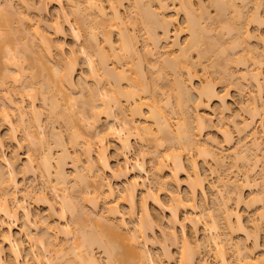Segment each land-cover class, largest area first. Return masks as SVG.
<instances>
[{
  "label": "bare ground",
  "instance_id": "obj_1",
  "mask_svg": "<svg viewBox=\"0 0 264 264\" xmlns=\"http://www.w3.org/2000/svg\"><path fill=\"white\" fill-rule=\"evenodd\" d=\"M6 1V0H5ZM20 5L22 7H25L31 11H33V16L34 19L37 23V25L35 24L34 26H32L31 28L29 26H27L25 23V25L30 28L28 29L23 22L24 21H28L29 20V16L26 15L27 17H23L25 14L22 13L21 18L23 19V21L21 22V18L20 20H15L14 18L17 16V14L15 15L14 12L12 13L11 11L14 8L11 3V1L7 0L6 4L4 2V5L2 6L0 3V87H3V82L6 81L7 79L9 80L11 77V80H15L11 81V83L16 84L18 83V85L16 84L15 87H22L21 85L24 86V89L22 87V90H28L30 92L31 90V94L26 95L32 100L31 104L29 106H24L25 104L24 101L22 100V98L20 100L22 101H14L13 99H8L7 104L5 103V105H7V108H4V106H1L0 108H4L1 109L0 111V125H6L8 128V133L6 134V136H2L0 134V151L2 149H4L5 146H9L12 147L14 149H16L15 151L11 152V154L9 156H7L6 154H0V264H23L20 262V252L19 249L17 247V244L15 243L12 233H11V227L6 223V221H12L14 219H16V216L18 215V213H22L23 214V218L25 221V230H26V234L25 237L27 238L28 242H30L31 244H33L35 241V237L36 235H33V228L36 227L38 224H43V234H40V237L37 238V242L39 246H42L41 249L42 251L44 250L43 253L41 254H32V260L35 264H101L99 263L100 260L98 258H96V255H94L93 253V248L97 247L99 249H101V251H103L104 255H106V264H158L156 262V260L153 258V256L149 253V249H148V244L149 242H154L153 238H152V232L154 231V228L156 227V223L158 221L157 217L151 212V210L149 209L148 203H147V197H149L147 195H145L143 200V197L141 199V217H140V222L139 224H137L136 228H133L134 230H130L132 228H130L128 225V223L126 222L125 218H124V214L119 210V208H117V206L115 204L106 202L103 206H104V210L102 212H99L98 215H94L96 220L95 222H100V229L99 231L95 230L97 228L93 227V229H91L92 225H87L85 223L88 222V220H90L91 218L85 217L86 212L80 208V205L78 206L76 204L77 200V196H74L73 199L71 197V194L78 192V186L81 184L83 187V184H87V187L90 188L89 185H91L92 188H94V192L92 193V191L90 192L88 190V192L92 193V196L89 195V198L85 199L86 194L88 193L86 191V194L84 195H80L83 194L82 190L79 193L78 198L81 199L83 198L84 202L88 201V202H93V206H94V210L95 207L98 208L97 205H99V201L101 199H106V198H111L115 196V190L111 184V181L109 180V178L112 179H121L122 177H129L127 182L128 185L124 188V194H123V201H126V204L129 206V214L131 215V217H133L136 213V191L138 189H140L141 187H143L144 184V180L145 178H142L143 175L146 176V178L150 179L149 174L150 172L147 171L146 167H145V161H144V157L148 154L146 152L148 151H143L141 149V144L140 142L144 143V141H149V143H153V144H158V145H162V143H170L174 142L177 145L173 146V147H178L180 149V151L182 149H184L185 151H195V153H197V156H201V157H209V158H214L215 160L217 159V156H215L212 152V150H210V148L208 149V145L206 144H200L201 142L198 141L200 139L199 138V134L202 135L203 133V129L206 123H208V121L211 122L212 118H208L206 117L205 114H201L200 112H198V108H200L203 105H206L208 107V105L213 102V101H218L219 103L225 104V97L223 95H221L218 90H216L215 85H212L211 82H206L207 80H205V84L203 82V84H199L200 87L195 84L196 82H193V78L195 79L196 77V72L193 71L194 67L198 65V63H200L198 61V63H195L192 61L193 58H191V52L192 51H197V53L203 57L204 52L207 51V53H213V57H215V63L213 67H216L215 64H217V67L219 65L220 66V73L225 74V78H239L240 77L245 81L250 78L249 80L250 83L253 82L255 86V88H257V95H259L260 93L263 92V88H264V69H263V63L260 60H257L260 56L258 54L259 50H255V47H248V49L246 48V45H241V43L239 42L240 40L243 41V44L245 43L246 40L248 39H252L254 38V34L253 32L250 31V29L248 28L250 25L249 24H253L251 22L258 23V26L260 24L263 25V20H261V18L259 19L258 17V10L259 8L261 9V6L264 5V0H210L211 3L213 5H216V9L217 7L220 8L221 12L219 11V8L217 9L219 11V13L222 15H224V17L222 18L224 20L225 15H229V18L226 17L225 18V23H226V19L228 18L230 20V18H232L231 20H233L231 23L224 24V27L227 25V29L226 32L229 34H231L232 37H234L232 39V43L230 48H224V50L227 49L228 53L229 50L231 51L232 49H234V47L237 45V48H243V49H247V55L249 57V59L254 60L252 61L256 68H254L255 70L253 71L252 69L250 70L248 67H246L247 65V55L245 54V50H243L244 52V59L247 61L246 65L244 62V59H242L241 57H243L241 55L240 58H238V60L234 59L235 64H239L240 61L243 62V64L245 65V72L243 70V74H240L241 76H237L235 74L231 73H226L228 70L227 67L228 65H230V63H234L233 61L229 62V58H228V54L227 52H224V50L222 49L221 44L216 46V42H213L212 39L210 41V39L208 41H204L205 38L203 33L205 32L206 35H208L206 32L207 30L203 31L201 24L199 25L198 21L196 20V18L193 16V5L192 2L190 0H181V3L179 4V11L181 8V11H184L183 14H185V23H187L186 25V30L189 31V39L186 43V45H181V42H179L178 40V36H179V31L181 32L182 29H178V31L175 32L172 30H170V25L171 23H173L171 20V18L169 19L170 16H168L166 14V8H168L167 6H165L164 4H160L159 0H156V2H159V6L160 10L159 12H156L154 10H150L152 7V0H150L151 4L144 0H134L132 1L134 7L136 8V12H135V16H138L137 18H135V24L137 23L136 21L138 19H140L139 21L141 23V27L142 29H144L143 31H145V35L148 37L147 41L152 44V46L154 47V50L156 49V51L160 50L159 48V43L161 41H169L174 35L173 39H172V43H169V45L172 46V48H177V52H175L174 55L172 53V51L170 52V55L167 54V49L166 51L164 50V53L166 52V55H160L162 52L158 51V52H152V49L149 50V48L147 49V52L145 53V56H150L153 57L154 60L159 61V64L161 63V68H159V72L154 69V72H152V75L155 74V81H161V77H163L165 74L169 73L174 75L173 77L175 79H173L174 84V88H175V102H176V107H175V112L176 110H178V112L180 113L179 115H181L180 119L181 121H177L175 128L173 129V127L171 126L170 122L168 121V118L166 115H164L161 111L159 112V110L157 111V108L154 105H151L150 102H148L149 99H153L156 98V94L158 92L157 87L155 86L154 90L151 89V87L149 86V84L147 83V75L144 73L143 68L139 65L138 62H141V56L139 55L140 50L137 47V42L138 39H136V35L135 33H131V32H135L133 30L134 29V25L132 26V30H127L129 26V24H126V20L123 18L122 14H120L121 12L119 11V7H121L124 3V1L127 0H106V2H108V8H109V13L106 12L105 7L101 4V3H97V1L95 0H86L84 3L80 2V0H65V2H67L69 5H71V11L73 13V15H75V22L76 25L73 24V21L71 22L69 19V15L66 12H63V8L62 3L64 0H39L38 2H36L35 0H18ZM84 1V0H83ZM155 1V0H153ZM164 3V1H162ZM80 3L84 4V8L85 10L91 14H93V12L95 14V22H97L96 24H94L95 22L93 21L94 17L91 16L90 18H92V22L94 23H89L87 20L89 19L86 15L88 14L86 11H83L85 13H82V10L80 9L82 6V4L80 5ZM154 3V2H153ZM50 4H54L60 7L62 15L60 13V16H63V21H61V19L57 18V20L52 21V23L50 24H46L47 22H44L45 20L43 19V15L48 13V7ZM86 4V6H85ZM150 5V6H149ZM153 5V4H152ZM164 5V6H163ZM249 5H254L255 11L257 13H255V15L251 16L250 20L249 17L247 18V16H249L246 12L244 14L243 8H247ZM9 7V8H6ZM6 11H3V8ZM11 7V8H10ZM133 7V9H135ZM57 8V7H56ZM11 11H9V10ZM263 9V7H262ZM63 10V11H62ZM168 10V9H167ZM249 10V9H248ZM254 10V9H253ZM257 10V11H256ZM60 11V10H59ZM193 11V12H192ZM226 11H231V14L228 12L227 14L225 13ZM243 11V12H242ZM246 11V10H245ZM260 11V10H259ZM11 13V15L9 13ZM253 12V13H254ZM180 13V12H179ZM177 13V14H179ZM12 14L14 18H12ZM24 14V15H23ZM27 14V13H26ZM88 14V15H89ZM260 15V14H259ZM233 16V17H232ZM261 17V16H260ZM87 18V19H86ZM96 18H99L98 20H96ZM59 19V20H58ZM15 20V22H14ZM90 20V19H89ZM230 20V21H231ZM228 21V20H227ZM237 21V23H235ZM229 22V21H228ZM239 23V24H238ZM40 24L43 25V28L40 27ZM239 26H238V25ZM128 25V26H127ZM249 25V26H248ZM136 28V27H135ZM97 29H99L100 33L97 32ZM130 29V28H129ZM160 31L161 34L157 33V31ZM30 30V31H29ZM31 32V34L29 33ZM84 36H86L85 34H87L88 36L87 39L84 40V42H86V44H88L87 47H85L86 49L88 48L90 51L87 52L86 49L83 48V50L77 52V50L75 49H71L70 50V56L66 57L65 53H64V44H65V37L67 35H71L72 38L75 41H79L80 39H82L81 37L85 38ZM118 33L115 34L117 40L113 39V34L114 33ZM177 33V34H176ZM208 33H210V31L208 30ZM32 36L31 39L29 37ZM102 36H101V35ZM135 36H134V35ZM178 35V36H177ZM205 35V36H206ZM99 36L100 38H102V41H99ZM229 36V35H228ZM257 38V37H256ZM149 39V40H148ZM87 40V41H86ZM117 41V42H116ZM210 41V43H209ZM217 41V40H214ZM231 41V40H230ZM250 41V40H249ZM248 42H246V44L248 45ZM207 42V44L205 43ZM117 43V44H115ZM206 46H204L205 44ZM209 43V44H208ZM213 43V44H211ZM240 43V44H239ZM85 44V45H86ZM202 45L204 46V48L202 47ZM232 45H235L234 47H232ZM161 46V45H160ZM239 46V47H238ZM151 47V46H150ZM162 47V46H161ZM164 47V46H163ZM166 47V46H165ZM218 47H220L221 49H217ZM203 48V49H202ZM252 48V49H251ZM164 49V48H163ZM203 50V52L201 51L202 55L200 54V50ZM153 50V51H154ZM173 50V49H172ZM220 50V51H219ZM170 51V50H169ZM209 51V52H208ZM219 51V53H218ZM150 53V54H149ZM160 53V54H158ZM173 55H172V54ZM178 53V54H177ZM157 54V56H156ZM206 54V53H205ZM225 54L227 55V58L225 56ZM172 55V57H171ZM198 55V58L200 57ZM83 58V61H85V63H87L89 76L90 79H92L93 83H92V87L88 86L85 80L83 79V75L81 76V73L78 74L79 71V59ZM156 59H155V58ZM200 57V58H201ZM96 58V60L94 59ZM115 60V63L118 64V66L116 67H110L108 64V60L110 61V59ZM137 60V62H136ZM221 60H223L221 62ZM117 61V62H116ZM135 61V62H134ZM220 61V62H219ZM260 61V62H258ZM250 62V61H249ZM158 63V62H156ZM153 64V66H155V64ZM231 63V64H232ZM157 64V66L159 65ZM225 64V65H224ZM200 65V64H199ZM227 65V66H226ZM241 65V63H240ZM152 67L151 68H156ZM224 66H226L224 68ZM231 66V65H230ZM229 66V69H230ZM160 67V66H159ZM224 68V70L222 69ZM247 68L249 70H247ZM29 70V71H27ZM158 70V69H157ZM162 70V71H161ZM28 73V80L26 78V72ZM161 71V72H160ZM225 71V72H222ZM12 72V74H11ZM15 72V73H14ZM230 72V70L228 71ZM19 73V74H18ZM242 73V72H241ZM14 74H17L18 76L20 74L23 75V77H25V80L23 78V80L26 83V80H28V82L25 84L24 81H22V83L20 82L19 85V81H21L19 78H15ZM11 75V76H10ZM20 75V76H22ZM229 75V76H228ZM231 75V77H230ZM44 76V78L46 79H42V77ZM78 76V78L80 79L79 81L82 83H78L79 86L82 85L83 88L81 87H77L78 84L76 82V77ZM92 76V78H91ZM194 76V77H193ZM220 76H223L220 74ZM223 76V77H224ZM234 76V77H233ZM222 77V78H223ZM13 78V79H12ZM42 79V81H41ZM159 79V80H158ZM236 80V79H235ZM238 80V81H239ZM241 80V81H243ZM247 80V81H249ZM90 82V80H89ZM122 82H126V86L123 87V83ZM156 83V82H155ZM85 86H84V85ZM94 84V85H93ZM159 84V82H158ZM252 84V83H251ZM12 85V86H13ZM27 87H26V86ZM37 85V89L38 93H40L39 95L41 96L40 100L43 103V105L45 106V108L47 110L43 109L45 111H48L50 117H51V123L53 121H58L61 120L62 121H71V116L70 114H72L74 116V111L73 109L70 110L71 108L69 107H77L76 106V100H78V98L80 99V101H86L85 104H83V102L79 101V103H81V108H79L78 114L80 113V122L82 124H84V126L87 128V130H89L88 132L91 133V139L89 140H93L95 143V145H97L96 149L94 150L93 147V143L91 141H89L87 138V140L85 139L84 144L82 146L85 147L81 148L84 149V153H85V159L84 161H86V166H82L81 169H83V173H81V171H79L77 164H79L80 159L79 157L77 158L76 156H79V151H76L81 144H78L80 141L77 137L78 134H74L72 131H76L75 129H72L73 126H68V131L70 129V141H69V147H73L75 149L74 152H77L75 155L76 160L73 161V166H74V170H75V174L73 176V178L75 180V184H71V187H68V185L70 186V179L69 174H67L68 172L65 170V162L67 161L65 158L71 156V152H69V147H67L68 144H65L66 142L62 140L63 137H61L60 140V134L56 137L55 135V129L54 127L52 128V132L53 134H49V136L51 135L52 138H54L53 136H55V140H53V144L58 142L57 146H60V150H61V154L59 153L57 159L54 158L55 161L54 165H52L53 162H51L52 160V150L53 148H51L53 145L52 143H49V141H47V136L45 133V126H47L44 124V121H41V112L42 110H40L39 108H37L38 106H36L35 101L39 98L38 97V93L36 92L37 90H34V87ZM40 85V86H39ZM91 85V82H90ZM157 85V84H155ZM17 87V88H18ZM88 87V90H86V88ZM92 89H90V88ZM14 88V86H13ZM12 88V89H13ZM27 88V89H25ZM39 88V89H38ZM16 89V88H14ZM79 89H83L85 90V92H80L77 90ZM89 89L91 90L90 93L88 92ZM9 90V89H8ZM34 91V92H32ZM40 91V92H39ZM9 92V91H8ZM26 92V91H25ZM34 93V94H33ZM55 93H58V96L60 95V97L58 98H62L64 100V102L69 101L71 102L68 103L66 105V107L64 108H69L65 111L63 108V104L61 106L59 99L56 98ZM83 93V94H82ZM84 93H88V96L90 97L89 99H81L82 97L80 96L81 94L84 95ZM151 93V94H150ZM33 94V95H32ZM78 94V95H76ZM91 94V95H90ZM150 94V95H149ZM87 95V94H86ZM261 95V94H260ZM77 98V99H75ZM87 96V97H88ZM262 96V95H261ZM38 97V98H37ZM37 98V99H36ZM260 98V96H259ZM24 99V98H23ZM67 99V100H66ZM255 98H253V102L251 99V104L253 107L249 108L250 110H247L250 115L252 114V111L256 110L257 108L261 107V106H257L256 102L260 101L258 99L254 101ZM75 100V102H73ZM261 100V98H260ZM59 101V102H58ZM30 102V101H29ZM73 102V103H72ZM156 102V100H155ZM194 102L195 105V110L197 111L194 115L193 112V107L190 106L189 103ZM76 103V104H75ZM159 103V102H157ZM262 103V102H261ZM73 104V105H72ZM127 105L126 108L124 105ZM249 103V105H251ZM38 105V104H37ZM71 105V106H70ZM78 105V104H77ZM83 105V106H82ZM147 106V113L145 114L142 110L143 106ZM223 105V106H225ZM248 105V106H249ZM222 106V107H223ZM63 110H61V108ZM191 107V108H190ZM250 107V106H249ZM29 111H28V109ZM83 108V109H82ZM254 108V109H253ZM264 108V107H263ZM8 109L10 110H15L16 111V116H17V124H18V128L21 130H23V136L24 138H22V140H26V142L28 143L29 146V150L30 152L33 150L32 149H36L37 150V146L39 145L40 150L41 151V155L42 157L38 160H40V162L38 163L39 168L42 170V173L44 172L45 174V178L47 177V179H45V181H47L45 184V187L42 188V190L40 189L39 191H37L38 193V197L36 195H34L36 198H34V200L36 199V201H40V202H44L47 207H48V215L47 218L42 222L40 220L37 219H32V215L29 212V210L27 209V207H25V205H23L24 201L21 203L19 201V199L17 198V193L19 191V183L18 181L15 179L14 177V173H15V167L17 165V163H19V157L17 156V149L19 147H21V143L18 140L19 136L16 135L17 133V128L14 125L15 122L13 123L11 120V117L9 115ZM80 109H82V111H80ZM190 109H192V114L189 112ZM225 111L228 109L227 106H225V108L223 107V111ZM262 109V107H261ZM9 110V111H10ZM69 110V111H68ZM263 110V109H262ZM68 111V112H67ZM260 111V110H258ZM67 112V113H66ZM195 112V111H194ZM69 113V114H68ZM200 113V114H199ZM256 113V111H255ZM254 113V114H255ZM75 114H77L75 112ZM148 114V115H147ZM205 115V116H204ZM253 115V114H252ZM251 115V121H253V119L255 120L254 116ZM256 115H258V112L256 113ZM48 116V117H49ZM136 116H139L140 121L144 123V125H142V123H137L135 120ZM10 117V118H9ZM47 117V118H48ZM55 119V120H54ZM58 119V120H57ZM105 119L106 122H108V125H106V128H103V130L100 128V125L102 124L101 122ZM194 122L195 128L193 127L194 125L190 124L191 121ZM49 120V118H48ZM53 120V121H52ZM152 122V126L150 123V126L147 125L146 122L148 121ZM46 121V120H45ZM48 122V125L51 124ZM56 123V122H55ZM73 123V120L72 122ZM54 124V122H53ZM67 124V122H66ZM20 125V127H19ZM73 125V124H72ZM193 127L196 132V134H193L194 131ZM209 125V126H208ZM206 125L208 127H211L210 124ZM249 122L247 120L242 121V126L248 127ZM102 126V125H101ZM152 126V127H151ZM71 127V128H70ZM153 127H155V129H153ZM197 128V129H196ZM54 129V131H53ZM101 129V130H99ZM197 130L199 131L197 134ZM202 130V131H201ZM202 133H201V132ZM51 133V132H50ZM73 133V135L71 134ZM76 133H78L76 131ZM90 133L89 134L90 136ZM40 134V135H39ZM80 134V133H79ZM86 134V133H85ZM86 134V135H87ZM223 134L226 135L225 132H223ZM62 135V134H61ZM22 136V137H23ZM80 136V135H79ZM88 136V137H89ZM161 136V138H160ZM255 136V135H254ZM81 137V136H80ZM198 137V138H197ZM226 141L227 139H229V136H225ZM256 137V136H255ZM50 139V137H49ZM48 139V140H49ZM57 139V141H56ZM259 139V138H258ZM50 140V142H52ZM156 140V142L154 141ZM61 141V142H60ZM79 141V142H78ZM111 141H113L112 143L115 142L116 144V149H114V153H115V165H112L109 160L110 157L107 154L108 148L110 145H112ZM163 141V142H162ZM165 141V142H164ZM211 141V140H209ZM230 141V139L228 140ZM227 141V142H228ZM65 142V143H64ZM255 142H258V140H256ZM141 145L139 146L140 149L137 147L136 150L135 146L136 145ZM142 143V144H143ZM203 143V142H202ZM145 144V143H144ZM155 144L156 148H160L157 147L158 145ZM256 144V143H255ZM254 144V145H255ZM56 145V144H54ZM165 145V144H164ZM175 145V144H173ZM206 145V146H205ZM253 145V146H254ZM261 144L257 143L254 147H256V153H260L262 151V149L260 148ZM144 146V145H143ZM161 146V147H162ZM172 146V145H171ZM170 148L174 150V148ZM81 147V146H80ZM175 148V149H176ZM177 148V150H178ZM243 148V146H242ZM240 146V149L243 150L242 151V155H247L246 154V150H245V154L244 149H242ZM52 149V150H51ZM166 149V148H165ZM168 149V150H169ZM182 150V151H184ZM240 150V151H241ZM166 151V150H165ZM176 151V150H174ZM254 151V150H252ZM60 152V151H59ZM73 152V153H74ZM238 154L235 156V159L237 161L238 157H242V155L239 153V151H237ZM34 153V152H33ZM95 153V155H94ZM150 153V151H149ZM162 153V152H161ZM164 153V152H163ZM162 153V155H163ZM251 153V152H250ZM258 153V154H259ZM70 154V156H69ZM172 154V155H171ZM171 154L167 155L166 153H164V155H166L167 157L165 158V160H170V163H168L167 161H160L163 157H161L160 155V159L158 158V160L161 162H157L156 163V167L154 170H160V171H154V173L156 175L158 174H162V171L164 169V167L169 166L171 167V171H173L176 174H170L172 175L171 177L174 178L175 183L178 184L177 181V173H179V171H181L182 173L185 174V177H187V181H188V185H189V193H190V201L193 202V204L191 205L192 209L196 210V196L198 194L204 195L205 196V177L199 172L196 160L193 156L189 157V162H190V172L188 173L184 167L183 164V158L182 155H178L172 152ZM240 154V156H239ZM253 155V153H251ZM264 156V153H262ZM40 155V156H41ZM61 155V156H60ZM73 155V154H72ZM155 156L159 157V156ZM171 155V156H170ZM174 155V156H173ZM250 155V154H249ZM255 155V154H254ZM55 156V155H54ZM169 156L171 157L169 159ZM216 157V158H215ZM237 157V158H236ZM246 157V158H245ZM251 160V156H248ZM221 158V157H220ZM249 158L247 159V156L242 157V160L245 163H247L249 161ZM254 160H258L263 161V157L262 159L259 157H257V154L255 155ZM35 159V158H34ZM34 159L31 156H28L27 158V162L25 163L24 166L22 165L20 170L21 173L24 174H29L30 172L34 173L33 166L34 164ZM65 159V161H64ZM157 159V158H156ZM155 159V160H156ZM241 159L238 158V161L240 160V162L242 161ZM37 160V159H35ZM37 160V161H38ZM220 160V159H217ZM64 161V162H63ZM257 161V162H258ZM75 162V163H74ZM79 162V163H78ZM147 162V161H146ZM154 162V164H155ZM166 162V163H164ZM243 162V161H242ZM250 162V161H249ZM32 163L34 164L32 166ZM36 163V162H35ZM168 163V164H167ZM244 163V164H245ZM159 164H164L162 167V169L160 168V166H158ZM264 164V163H263ZM7 170H9L8 172H10L8 177H5L6 175H4L5 173H3L1 167H4ZM37 166V165H36ZM158 166V167H157ZM55 167V168H54ZM34 168H36L34 166ZM38 168V167H37ZM38 168V169H39ZM54 168V170H52ZM160 168V169H159ZM264 168V165L263 167ZM87 171L86 173L84 172ZM133 170H139L138 172L140 174H132ZM263 170V169H262ZM5 172V171H4ZM54 172V173H53ZM262 172V171H261ZM264 172V171H263ZM31 173V174H33ZM85 173V174H84ZM23 174V175H24ZM106 174H108L106 176ZM154 174V176H156ZM11 175V176H10ZM25 175V176H26ZM159 175V178L155 179V181H157L158 179H160V182L163 178H161V176ZM163 176V175H162ZM55 180H53L54 178ZM107 177V178H106ZM170 177V179H171ZM246 177L249 176H244V181L248 180ZM72 178V179H73ZM263 179V178H262ZM143 180V181H142ZM147 180V179H146ZM173 180V179H171ZM264 180V179H263ZM53 181L56 182V184H53ZM237 182V180H234ZM246 181V182H248ZM159 182V181H158ZM165 181L163 180L162 183H164ZM170 182V181H169ZM251 182V180L249 181ZM96 183V184H95ZM235 184L234 182H227L226 184ZM240 182H237L235 186V189L230 188L227 189L230 194H232L231 196H229V192H228V197L224 196L223 199L221 198L220 200V205L219 207L216 209L217 210V216L218 218L215 217L212 218V216H210L212 223H210V225L206 226L208 230H210L211 235L210 238H208L206 244H207V248L208 250L211 249V246H214L217 250H216V255L218 256L219 264H230V261L227 259L228 256H226L227 251L224 250L225 246H223L224 243H222L223 241L220 239L221 234L217 232V229L219 228L220 224H218L219 222L222 221V225L224 227V229L227 231V233L231 234L232 232H238L239 233H244V236H247L246 239H248V235L250 236L249 231H247L246 226L243 224V220L241 217V214L239 212V205H241L242 203L246 204V199L244 198V196L241 194L243 191L241 190H237V187L241 184H239ZM95 184V185H92ZM231 184V185H233ZM239 184V185H238ZM244 184V183H243ZM249 184V183H245V186ZM251 184V183H250ZM160 185V183H159ZM166 185V182H165ZM231 185H228L227 187H231ZM238 185V186H237ZM258 185V184H257ZM256 185V186H257ZM262 185H264L262 183ZM242 186V185H241ZM240 186V187H241ZM244 185L242 186L243 188L245 187ZM79 186V190L81 188ZM84 187V188H85ZM90 188V189H92ZM103 188H106V193L107 196L106 198H103V194H105V192L102 191ZM162 188V187H160ZM242 188V190H243ZM83 189V188H81ZM238 189H240L238 187ZM264 189V188H263ZM45 190L49 191L50 194V198H48L47 196L49 194L45 193ZM232 190V191H230ZM237 190V191H236ZM239 191V192H238ZM261 191L262 193H260L261 195L264 193V191L262 190L261 187ZM260 191V192H261ZM233 192V193H231ZM71 193V194H70ZM85 193V192H84ZM235 193V194H234ZM36 194V193H35ZM47 194V195H46ZM233 194L236 197V201L237 202V206H235V208H231L230 206H228V201L230 202L229 199H231L230 197L233 198ZM32 195L31 191H27L25 193V198L28 199V196ZM52 195V196H51ZM72 195V196H73ZM23 196V197H24ZM33 197V196H32ZM53 197V201H57V203L60 205L59 210L57 211L55 209V205L54 203L51 201V198ZM264 197V194H263ZM76 198V200H74ZM154 200V206L159 208V209H164L165 206L164 204L159 200V198H155L152 197ZM262 198V197H261ZM33 199V198H31ZM25 200V199H24ZM74 200V201H73ZM90 200V201H89ZM223 200V201H222ZM228 200V201H227ZM253 200V198L251 199ZM260 199H258L259 201ZM78 201V200H77ZM82 201V200H80ZM105 201V200H104ZM124 201V202H125ZM180 200H177L175 202V204L180 203ZM222 202V203H221ZM251 201H248V203L250 204ZM254 202L256 203L257 201L254 200ZM253 202V203H254ZM78 203V202H77ZM252 203V204H253ZM91 204V203H90ZM181 204V203H180ZM178 204L177 206H172V207H176V209H178L177 207H179ZM244 204V205H245ZM217 205V206H218ZM174 208H171V210ZM100 210V209H99ZM97 211V210H96ZM174 210L171 211V216H172V220L173 222L175 221V223H180L179 218L177 216V213ZM93 213H95V211L92 212V216ZM97 213V212H96ZM102 213V214H101ZM219 213V214H218ZM264 213V212H263ZM262 214V212H261ZM90 215V216H91ZM91 216V217H92ZM93 216V218H94ZM97 216V217H96ZM262 216V215H261ZM55 217H58V220H66L67 224L69 220H72L71 222H73V225L75 226L74 229H76L75 233L72 232V230L69 229V224L67 225H61V223H56V221L53 220V218L55 219ZM70 217V218H69ZM84 217V219L82 218ZM260 217V215H259ZM258 217V218H259ZM69 218V220H67ZM217 218V219H216ZM52 219V220H51ZM86 219V221H85ZM209 219V220H210ZM260 219H263L262 217H260ZM259 219V220H260ZM85 222H84V221ZM190 220V219H189ZM193 221V219H191ZM190 220V221H191ZM218 220V221H217ZM220 220V221H219ZM92 221V219H91ZM210 222V221H209ZM85 226H84V225ZM197 222L194 223L193 225L196 226ZM208 224V223H207ZM259 224V223H258ZM257 224V226H258ZM86 225L88 227H86ZM95 225V224H94ZM139 225V226H138ZM260 225V224H259ZM102 226V227H101ZM136 226V225H135ZM134 226V227H135ZM193 226V227H194ZM256 226V225H255ZM261 227V226H260ZM90 228V230H89ZM254 228H258V227H254ZM35 229V228H34ZM37 229V227H36ZM261 229V228H259ZM24 230V232H25ZM219 230V229H218ZM258 230V229H257ZM150 231L152 234H150ZM248 233H247V232ZM256 231V230H254ZM253 231V233H254ZM261 231V230H260ZM167 233V232H166ZM247 233V234H246ZM258 233V231H257ZM171 234V233H170ZM255 234V233H254ZM43 235V237H42ZM151 235V236H150ZM172 236H174L173 241H175V232L171 234ZM258 235V234H257ZM171 236V237H172ZM256 237V236H255ZM39 241V242H38ZM172 241V242H173ZM222 241V242H221ZM229 241H227L228 243ZM176 243V241H175ZM225 243V244H227ZM230 243V242H229ZM228 243V245H229ZM241 244H236V246H234L233 249L236 250V257L238 259V263L239 264H249L250 262L253 263V261H255V263L253 264H264V258H260L263 260H260L258 258H256V260H254L252 258L251 261H247L248 255H251L250 251L248 248H246L247 246H242L245 245L242 242H240ZM35 244V243H34ZM33 244V245H34ZM231 244V243H230ZM177 245V244H176ZM191 245V241H189L188 239H184L183 244L181 245L182 248H180L181 250V256L179 258L180 262L179 264H195L194 262V254L198 253L197 250L195 252V246H190ZM194 245V244H193ZM232 245V244H231ZM235 245V244H234ZM227 246V245H226ZM233 246V245H232ZM197 247V245H196ZM213 248V247H212ZM245 248L246 251L245 255H243V249ZM166 247H165V251H166ZM197 249H200V246L198 245ZM226 249V248H225ZM193 250V252H192ZM211 251V250H210ZM195 252V253H194ZM226 252V253H225ZM249 252V253H248ZM47 253V257L49 255L50 258L53 256L54 259H50L49 257L47 258L44 254ZM238 253V254H237ZM43 254V255H42ZM164 254L166 256H169L168 258L171 257V255H169V252H164ZM67 255V256H66ZM69 255V257H68ZM234 255V256H235ZM242 256L247 257L246 259L243 258ZM66 258V260H64ZM216 257V256H215ZM240 257V258H239ZM251 256H249L250 258ZM264 257V256H263ZM248 258V259H249ZM217 259V257H216ZM44 260V261H43ZM246 260V261H245ZM250 260V259H249ZM197 261V260H196ZM201 263L199 264H207L204 261H200ZM197 263V262H196ZM26 264V263H24ZM251 264V263H250Z\"/></svg>",
  "mask_w": 264,
  "mask_h": 264
},
{
  "label": "rangeland",
  "instance_id": "obj_2",
  "mask_svg": "<svg viewBox=\"0 0 264 264\" xmlns=\"http://www.w3.org/2000/svg\"><path fill=\"white\" fill-rule=\"evenodd\" d=\"M6 1L5 0H0L1 5L3 6L4 2L6 4ZM9 1H11V3L13 4L12 6L14 8L10 7L11 9H13L12 11L9 10V9H7V10L11 11L12 13L14 12V14L15 13L17 14L16 17H15L16 14L15 15L12 14V18L15 17L14 18L15 20H17L19 18L18 20H20L22 13H24L25 15L23 14L24 15L23 17L25 18V17H27L26 15H28L29 16V20L28 21H24L23 24L25 23L30 28L32 26H34L35 24L37 25V23H36L37 19L35 20L34 17H32L33 14H34L33 11H31V10L25 8V7H22L18 0H9ZM35 1L38 2L39 0H35ZM85 1L86 0H84V1L80 0V2H82V3H84ZM95 1H97V3H101L105 7L107 13L110 12L109 8H108V2H106V0H95ZM132 1H134V0L124 1L123 5L121 7H119V11L121 12L120 14H122L123 18L126 20V24H129V26L127 25L128 27H126V28H128L127 29L128 31L132 30V28H133L132 26L134 25V29L135 30H133V31H135V32H131V33H135L136 39H138L137 47L140 50L139 55L142 57L141 58L142 59L141 62H138V63L143 68L144 73L147 75V78H148L147 79V83L149 84V86L151 87L152 90H154L155 86L158 89V92L156 94V98L149 99L148 102H150L151 105H154L157 108V111L159 110V112L161 111L164 115L167 116L168 121L170 122L171 126L174 129L177 121H179V120L181 121V119H180L181 115H179L180 113L178 112V110H176V112H175V107H176V102H175L176 101L175 100V98H176L175 93L176 92L175 91L176 90L174 88L175 87L174 86L175 83L173 82V79H175L173 77L174 75L169 74L171 72L165 74L163 77H161V79H160L161 81H158L159 82V84H158L157 80L155 81V79H156L155 78L156 77L155 74L157 73V71L159 72V70H160L159 68L162 67L161 63L159 64V61L154 60L153 57H150V56H147V55L145 56V53L147 52L148 48H149V50L153 48L152 52L160 51L162 53L161 54L158 53V54L163 55V56H164V54H165V56L167 54L170 55L171 51L174 54L175 52H177V51H175V50H177V48H174V47L172 48V46L169 45V43H172L171 41H172V39H173V37L175 35L169 41H161L159 43V45H158L160 50H158V51H156V49L154 50V47L152 46V44H154V43H151V41L150 42L147 41L148 37L145 35L146 33H145V31H143L144 29H142L143 27L141 26V24H139V23H141L139 21L140 19H138L136 21L137 23L135 24V20H136L135 18H137L139 15L135 16L136 8L134 7V5H133L134 3ZM144 1L148 2V4L149 3L151 4L150 0H144ZM162 1H164V3ZM190 1L192 2L193 10L195 9L194 12L192 11L193 12V16L196 18V20L198 21L199 25L201 24L202 29L205 28V29H203V31L207 30L206 33L208 35H206L205 32L203 33L204 37L208 36L207 38L204 39V41H208L210 38H212L213 40L210 39V41L212 40L213 42H216L215 43L216 46H219V45H217V42L219 41L218 44L222 45L220 47H222L223 50H224V48H230L231 43H232V39L235 37V35L233 34L234 37H232L233 35L231 36V34L233 32L232 33L230 32L231 34L230 33L228 34L226 32L227 29H225V28H227L228 23H231L233 21V20H231L232 18H230V20H231L230 21L228 19L229 15H225V18L228 17L226 19V23H225L224 22L225 18H224V20L222 19L224 17V15H223V17L221 15L223 12L220 14L219 13V11L221 12L220 8L217 7V9L219 8V11H218L216 9V7H215L216 5H213L210 0H190ZM82 3H80V5ZM180 3H181V0H161L160 1V4H164L165 6L168 7V8H166V11H167L166 14L168 16H170L169 19L171 18V20H173L172 21L173 23H171V25H170L171 26L170 30H172V32L173 31L175 32V30L178 31V29L180 27V29H182V30H181V32L179 31V36L177 35L178 36V40H179V42H181V45H184V44L186 45V43H187V41H188V39L190 37V35H189L190 32L186 30L187 29L186 28L187 23H185L186 22L185 21L186 18H184L185 17V14H183L184 11H181V8H180V11H179V4ZM152 4H151V6L149 5L150 7H152L150 10H153V7H154V10L155 11L157 10L156 12H159L160 7L162 5L159 6V2H156V0L155 1L152 0ZM69 6L72 7L71 5H69L64 0L63 3H62V6H61L64 11L63 10L62 11L66 12L69 15V18H70L69 20L71 22L73 21V24L76 25V22L74 21L76 19L75 15H73V13L71 11V8ZM85 6H86V4H85ZM80 7H81L80 9L82 10V13L85 16V13L87 11L84 8V4H82V6H80ZM133 7L135 9H133ZM262 7H263V9H262ZM4 8H3V11L6 10V9L4 10ZM6 8H9V7L6 6ZM83 8H84V11H86L85 13L83 11ZM134 10H135V12H134ZM259 10L257 12L258 13V17H259V19L261 18V20H263V22H264V5H262L261 9L259 8ZM243 11H244V14L246 12L245 16H247V14L249 15V16H247V18L249 17V20L251 19L250 17L253 14L255 15V13H256V12H254L255 11L254 5H249L247 8H243ZM228 12L231 14V11H226L225 13L227 14ZM60 13L62 15V12H61V9H60L59 6L54 5V4H50L49 7H48V13L43 15V17H44L43 19L45 20L44 22H47L46 24H50V23H52V21L57 20L58 16L61 19L63 16H60ZM177 13H179V14H177ZM257 13H256V15H257ZM9 14L11 15V13H9ZM88 14L86 15V17L89 16L88 18L90 20L88 19L87 21L88 22L90 21L89 23H94L96 14L94 12H93V14H95V15H93L92 12H91L92 15L91 14L88 15ZM136 14H137V12H136ZM13 15H14V17H13ZM90 15L94 17V19H93L94 22L91 21L93 17L90 18L91 17ZM98 19L99 18H96V20H98ZM15 20H14V22H15ZM22 21H23V19L21 20V22ZM61 21H63V18L61 19ZM96 23L97 22H95L94 24H96ZM235 23H237V21ZM251 23H253V24H249L250 26L248 25L249 26L248 28L250 29L251 32H253L254 36L255 35L256 36L254 38H252V39L246 40L244 44H243V41H242L243 39L240 40L239 42L241 43L242 47H243V45H246L247 49H248L249 45H250V47H252V46L255 47L254 48L255 50L258 48L257 50H259L258 54H259L260 57L257 60H260L263 63L262 65H263V69H264V23H263V25L261 24V26H260V24L258 26V23H255V24H254V22H251ZM224 24H227V25L224 27ZM40 27L43 28V25L40 24ZM30 28H28V29H30ZM208 30L210 31V33H208ZM160 31L158 29L157 33L161 34ZM97 32L100 33L99 29H97ZM29 33L31 34V32H29ZM84 33H86V32H83L82 36H84ZM30 34H29V37L31 39H34V38H32V36H30ZM115 34H118V33L116 32V33L113 34V39L117 40ZM85 35L88 36L87 34H85ZM86 36H84L85 38L81 37L82 39H80L79 41H75L70 34L67 35L65 37V44L63 45L64 46L65 56L66 57L70 56L69 53H70L71 49H75V50H77V52H79L80 50L82 51L83 48L86 49L85 47L88 46V44H86V42H84V40L87 39ZM98 39H99L100 42L102 41V38H100V36H99ZM214 40H217V41H214ZM210 41H209V43H210ZM248 41H249V43L247 45L246 42H248ZM205 43L207 44V42H205ZM205 43H203V44H205ZM115 44H117V43H115ZM206 44L204 46H206ZM211 44H213V43H211ZM204 46L202 45L203 48H204ZM234 46L235 45H232V47H234ZM220 47H218V48L216 47V48L217 49H221ZM236 47H237V45L234 47L235 50H233V49L231 51L229 50V53H228L227 49L224 50V52H227V54H228L229 62H231V61L234 62V59L238 60V58H240L241 55L243 56V57H241L242 59H244V57H245V55L243 53L244 52L243 50H245V49H243L242 47L236 49ZM250 47H249V49H250ZM167 49H169L170 51L167 50ZM202 49L200 50V54L201 55H202L201 51L203 52ZM247 49L245 50L246 51L245 52L246 55L248 54L247 53ZM164 50L168 51V52L166 51L167 54H166V52L164 53ZM86 51L89 52L90 50L87 48ZM219 51H218V53H219ZM172 55H171V57H172ZM174 55H176V54H174ZM198 55L199 54L197 53V51H192L191 55H190V56H192L191 58H193L192 59L193 62H195V63H198V61L200 62V63H198L197 66H195L193 68L194 69L193 71L196 72V77H195V79L193 78V82H196L195 84L197 85V87L198 86L200 87L199 84H201V83L203 84V82L205 80H207L206 82H211L212 85H215L216 90H218V92L225 97V101L224 102L226 103V105L223 104V102L221 104L218 101H213V102H211L208 105V107L206 105H203L200 108H198V110H197L198 112H200L201 114H205L206 117H208V118L210 117L212 119H211V122L208 121V123L205 124L204 129H203V133L201 132L202 130L200 131L202 133V135L199 134L198 135L199 138L198 137L197 138L200 139V140H198V141L201 142L200 144H206L207 143L208 149L210 148V150H212V152L215 153L214 155L217 156V159H220V160H217V159L215 160L214 158H209L210 156L209 157L197 156L196 155L197 153H195V151H192V152L191 151H187V150L185 151L184 149H182L184 151H182V150L180 151V149L178 147H177L178 148V150H177L176 147H173V146L177 145L174 142H171L172 144H170V143H162L163 146L161 144L158 145V144L155 143L156 145H158L157 147L160 146V148H156L155 144H153V143L152 144L151 143L148 144L149 141H147V143H146V141H144L145 144L143 142H142L143 144L140 142V144L142 146L139 145V143H138V145L135 146L136 150H139L140 149L139 146H141V149L143 148L142 149L143 151L144 150L148 151V152H146L148 154L144 157V161H145V167H146L147 171L148 172L151 171V172L148 173L150 179L146 178L145 175L142 176V178H145V180L144 181L142 180L144 182L143 187L138 189L136 191V194H135V197H136L135 198L136 199V213L137 214H135L133 217H131V215L129 214V208H128L129 206L126 204V201L125 200H124L125 202L123 201V199H124V197H123L124 192L123 191H124V188L128 185L127 180H128L129 177H122L121 179L109 178V180L111 181V184H112V186H113V188L115 190V196L111 197V198L110 197L106 198V196H107L106 188H103L102 191L105 192V194H103V198H106V199H101L99 201V203H98L99 205H97L98 208L95 207V210L93 209L94 208L93 202H91L90 200H89L90 202H88V201L84 202L85 199L89 198V195H91V197H93L92 193L94 192L93 191L94 188H92L91 185H89V186L92 189H90L88 187L86 189V187H85V186H87L88 183L86 185L83 184V187H81L82 183L79 185L83 189L80 188V190H79V186L77 187L78 188V192H80L81 190H82V192L83 191L85 192V193L83 192V194H81V192H80V195L86 194V191L88 192V190L92 191V193H90L91 192L90 191V192H88L86 194L84 200H83V198L79 199L81 196L79 195L78 192L74 193V195H73V193L72 194L70 193V194H71L72 199H73L74 196H77L76 198H77L78 201L76 200V198L74 199L76 201H74V200L73 201L76 202L77 205L79 204L81 209L84 208L83 210L86 212L85 217H86V215H87V217H88L89 214L91 215L93 211H95V213H93V216L94 215H98L99 212L104 213L105 211L103 212V210H104L103 209L104 208L103 205L106 202L115 204L117 206V208H119V210L124 214V218H125L126 222L129 224L128 226L130 228H132V229H130L132 231L134 230L133 228H136L137 224H139L140 217L142 215L141 214L142 213L141 212L142 211L141 210V208H142L141 207V204H142L141 199H142L143 196L145 197V195H146V197H147V195L149 194L148 195L149 197H147L149 199H147V198H145V199H147V203H148L149 209L157 217L158 221L156 223L157 225L154 228V231L152 232L153 234L150 231V234L153 235L152 238L154 239L153 240L154 242H149L148 249H149V253L153 256V258L156 260V262L158 264H179V262H180L179 258L181 256L180 248H182L181 245L183 244V241L186 238L189 241H191V245H190L191 247L195 246L194 247L195 248V252H196V250L198 252L197 254L194 252L195 253L194 254V257H195L194 262H195V264L201 263L200 261H204L207 264H219L220 260L218 259V256L216 255L217 254L216 253L217 249L214 246H211V249H209V250L207 248L206 242H207L208 238H210L211 233H213V232L208 230L206 226L207 225L209 226L210 223H212L211 219L214 218L215 215L218 218L216 209L220 205L221 198L225 199L224 196L228 197L227 194H228L229 191L227 189H230V188L235 189L236 187H233V186H235L237 182H240L239 184H241L242 186L243 185L245 186V183H249L244 188L241 185L238 184L239 186L238 185L237 186L240 189H238V187H237V190L243 191L241 194L246 199V204L242 203L241 205H239L238 208H239V212L241 214L242 220H243V224L246 226L247 231H249L250 236H249V234H247L248 233L247 231H246L247 232L246 234L248 235V239H246L247 236H244L245 235L244 233L243 234L239 233V231L238 232L237 231L236 232H232L231 234L227 233V231L224 229V227L222 225V221L218 223V224H220V223L221 224H220V226L218 228L219 230L217 229V232L221 234L220 239L222 238L221 240L222 241L224 240L223 242L222 241L221 242L224 243L223 246H225V248H226V249L224 248V250L227 251V253L226 252L225 253L227 254L226 256H228L227 259L230 261V264H239L238 263L239 261H238L236 255H235L236 253H234V252H236V250L233 249V248H234V246H236V244H241L240 242L245 244V245H242V246H244V247L247 246L246 248H248V249L250 248L249 251H250L251 255L245 253L246 249L243 248V249H245V250H243V253H244L243 255L247 254L248 258H249V256H251L249 258L250 260L247 257L242 256L245 259L247 258L248 262L251 261L252 258L254 260H256V258H258V259L264 258L263 257L264 256V213H263L264 212V197H263L264 193L262 195L260 194V193H262L261 187H262V190L264 191V189H263L264 185H262V183L264 184V180H263L264 179V172H263L264 168H262L263 165H264L263 164L264 163V160H263L264 156H262L263 155L262 153H264V108H263L264 107V88H263V92L260 93L262 96L260 94L257 95L258 94L257 93L258 90H257V88L253 87V86H255L253 82H251L252 84L250 83V81H251V80H249L250 78L247 79L249 81H247V80L245 81V79L243 80L240 77L241 76L240 74H243V70L245 72V70H246L245 68L246 67H248L250 70L253 68L252 69L253 71L255 70L254 68H256V67H254L255 65L252 64L253 63L252 61H254V60L251 61V59H249L248 55L246 56L247 59H249V60H247L248 62L244 59V62L245 61L247 62V65H246V62H245L246 67L243 64V62L240 61L241 65H240V63L239 64H235V62L234 63L231 62L232 63V64L230 63L231 66L228 65V67H227L228 69H226L228 71L230 70V72L227 71L226 73L229 74V73L233 72L232 74H235L236 75L235 77L239 76L240 80H239L238 77L231 79L232 78L231 75H230L231 78H229V77L225 78L226 75L223 74V73H220V74L223 75V76L225 75V76L224 77L220 76L218 71L221 72V70H219L221 65H219L217 67V64H215L216 67H213L214 63H215L214 62L215 61V57H216V56L213 57L214 56L213 53L211 54L210 52L207 53V51H205L203 57H201L199 55L201 58L200 57L198 58ZM156 56H157V54H156ZM225 56L227 58L226 54H225ZM113 59L111 58L110 61L108 60V64H109L110 67H113V66H115L117 64V63H115V60H113ZM94 60H96V58ZM79 61L80 62H79L78 74L81 73V76L83 75L82 77H83L84 80H85V78L86 79L88 78L86 80V82H88L87 85L89 84L88 86L93 88V86H92V83H93L92 79L93 78L91 76L92 79H90V76H89L90 69L88 68L87 63H85V61H83V58H81V57H80ZM222 61L223 60H221V62ZM260 61H258V62H260ZM136 62H137V60H136ZM156 62H158V63H156ZM238 62H239V60H238ZM154 63H156L155 66H157V64H159V65L156 68H151V66L155 67V66H153ZM117 66H118V64L116 65V67ZM226 66H224V68ZM229 66H230V69H229ZM224 68L223 69L221 68V69L224 70ZM248 68H247V70H249ZM88 69H89V71H88ZM154 69L156 70V73L154 72ZM161 69H163V68H161ZM27 71H29V70H27ZM27 71H25L26 72L25 73L26 74V78L28 77V74H27L28 72ZM152 72L155 73V74L152 75ZM222 72H225V71H222ZM11 74H12V72H11ZM20 75H22V74H20ZM20 75L18 76L17 74H14L15 78L17 77V78H19L21 80V81H19V85H20V82L22 83V81L25 80V77H23V75L22 76H20ZM11 77H9L10 78L9 80L7 79L6 81L3 82V85H4L3 87H0V107L4 106L5 103L7 104L8 99H13L14 101H18V100L22 101L23 100L24 101L23 104H25L24 106H29L31 104L32 100H30L31 97L29 98L28 96L31 94V90H33V89H30V92L28 91L29 89L25 90L26 91L25 92V91L22 90V87L24 89L23 85H21L22 87H20V88L18 86H17L18 88L15 87L16 84L18 85V83L13 85V83H11V81L15 82V80H11ZM23 78H24V80H23ZM43 78H44V76L42 77V79ZM42 79H41V81H42ZM44 79H46V78H44ZM28 80H26V83L28 82ZM75 80H76V82L78 81L77 84L81 83L79 81L80 79L78 78V76L76 77ZM89 80L91 82V85H90ZM241 80H243V81H241ZM24 83H25V81H24ZM122 83L124 84L123 87H125L126 86V82H122ZM79 84L77 86L78 88L82 86V85L79 86ZM155 84H157V85H155ZM204 84H205V82H204ZM12 85L16 89H14ZM35 88H37V85L34 87V90H37ZM81 88H83V86ZM92 88H90V89H92ZM25 89H27V88H25ZM90 89L88 91L89 93L91 91ZM80 90L81 89L77 90V93L79 91L78 94H80V92L83 89L81 91ZM86 90H88V87L86 88ZM27 92L29 93V95H28ZM32 92H34V91H32ZM36 92L38 93V90ZM82 92H85V90H83ZM26 93H27L28 96L26 95ZM39 94L40 93H38V97L39 98L38 97H37L38 99L36 98L37 100L35 101V104H36V106H38L37 108L42 110V111H40L41 114H42L41 121H44L45 125L47 123V126H45V129H46L45 133H46V135H48L47 136L48 139L50 137V139L49 140L47 139V141H49V143L53 144L54 141L51 140V139H54L55 136H53L54 138H52V136L51 135L49 136V134H53L52 128L54 127L56 137L60 134V137H59L60 140H61V137H63L62 140L65 141L66 143L65 142L64 143L68 144L67 147H69V145H70L69 144V141H70L69 138L71 136H70V133H69L70 129L68 131V128H69L68 126H70V125L73 126V128L70 127L71 130L75 129L78 133H76V131H74V130L72 132L74 134H78L77 137H78V139L80 138L79 139L80 142L78 141L79 142L78 144L82 143L80 145L81 147L80 146L77 147L78 149L76 151H79L78 152L79 156H76V157L77 158L79 157V159H80V161H79L80 163L78 162L79 164H77V167L81 166V167H78V169H79V171H81V173H83V169H81V168H82V166L84 167L87 164H86V161H84V160H86L85 159L86 157L84 156L85 153H84V155L82 153V152H84V149H85V147L82 146L84 144V142H82V141H84L86 138L88 140L91 139L90 137L92 135H91L90 132H88L89 130H87V128L84 126V124H82L80 122V120H81L80 118L82 116L80 117V113L78 114V112H77V111H79V108H81L80 107L81 103L78 102V100L80 101V99L78 98V100H76V103L78 104L77 105L75 103L76 106H77L76 108L74 106L73 107H69V108H71L70 110H72V109H73V111L75 110L74 113H73L74 116L72 114H70L71 121H69V120L67 121L68 118H66V121H64V120L62 121V119L61 120L57 119L58 121H53L52 120L54 122V124H53V122L51 123V120H50L51 117L49 115H47V114H49L48 111H45V110H47L46 109L47 107L45 108V106L41 102V100H40L41 96ZM56 94H57V96H56ZM78 94H76V95H78ZM82 94L80 95L82 97L81 99L85 100V99H89L90 98L88 96V93H86L87 95L85 93H84V95H82ZM55 96L60 101L64 100L62 98H58V97H60V95L58 96V93H55ZM259 96H260L261 100H260ZM75 97H77V96H75ZM78 97H79V95H78ZM21 98H22V100H20ZM253 98H255L254 101L255 100L258 101V99L260 101V104H259V102H256L257 103L256 108L258 106H261L263 110L261 109V107L257 108L255 111H256V113L258 112V115H256L255 111L253 110L252 111L253 115L252 114L251 115L252 116L255 115L254 116L255 120L253 119V121L250 122L251 121V119H250L251 115L249 113L250 111L248 112L247 110H250L249 108L253 107L252 104H251L253 102ZM75 99H77V98H75ZM251 99H252V102H251ZM155 100H156V102H155ZM66 102L71 104V102H69V101H66ZM66 102H64V101L60 102L61 106H62V104L64 105L63 108L66 107V105L68 104ZM73 102H75V100ZM82 102H83V104H85L86 101H82ZM157 102H159V103H157ZM249 103L251 105H249ZM189 104H190V106L193 107L194 102H192V103L190 102ZM223 105L227 106L228 109L226 111H225V109H224V111L222 110L223 107L225 108V106H223ZM6 106L7 105H5L4 108L8 107V106L7 107ZM41 106H44L45 110ZM124 106L126 107L127 105L125 104ZM4 108L3 107L0 108V111H1V109H4ZM69 108H67V109H69ZM126 108H128V107H126ZM194 108H195V105L193 107V112H192V109H190L189 112L190 113L192 112L195 115V113L197 111ZM67 109L64 108V110H63L61 108V110H63V111H65ZM82 109H80V111H82ZM147 109H148V107L146 105L142 107V110H143V112L145 114L147 113ZM176 109H177V107H176ZM9 110L10 109H8V112H9V115L11 117L12 122L13 123L15 122V124H14L15 126L17 125L16 128L18 130H17L16 135L19 136L17 138H19L18 140L21 143V147H19L17 149V153H18L17 156L19 157L20 161H19V163H17V165L15 167V173H14L15 179L19 183V191L17 193V198L19 199V201L21 203L24 201L23 205H25V207H27V209L31 213L32 219H37V220H40V221L43 222L47 218L48 207H47V205L44 202L36 201V199L34 200V198H36L34 195L37 196L39 194L37 191H39L40 189L42 190V188L45 187V185H46L45 183L47 182V181H45V179H47V177L45 178L44 172L42 173L43 169L41 170L39 168V166H38L39 165L38 163L40 162V160H38V159H39V157L40 158L42 157L41 151H43V150H40L41 147L38 145L37 146L38 147L37 150L36 149L35 150L32 149L34 153L32 151L30 152L28 143L26 142L25 139L22 140V138H24V136H23L24 134L22 132L23 130H21V128L20 129L18 128V124L19 123L17 124V122H18L17 119L18 118L16 116V111L15 110H10L9 111ZM258 110H260V111H258ZM28 111H29V109H28ZM75 112L77 114H75ZM47 117L49 118V120H48ZM135 118H136L135 120H137L136 121L137 123H140V124L142 123V125H144L143 121L142 122L140 121L139 116H136ZM72 120H73V123H71ZM245 120H247L249 122V125H248V127L244 128L242 126V121H245ZM47 121H49V123H51V124L48 125ZM191 121H192V119H191ZM66 122H67V124H66ZM101 123H102L101 124L102 126L100 125V128L103 130V128H106V125H108V122H106L105 119H104ZM146 123L149 126H150V124L152 125V122L150 120L148 122H146ZM190 124L194 125L193 127L195 128L196 124H194L193 121L190 122ZM208 124H210L211 127H208L209 126ZM206 125H208L207 128H206ZM152 126H154V125H152ZM19 127H20V125H19ZM193 127H191V128H193ZM194 128H193L192 131L195 130ZM54 129H53V131H54ZM101 129H99V130H101ZM153 129H155V127H153ZM198 132L199 131L197 130V134H198ZM223 132H225L226 135L223 134ZM7 133H8L7 126L1 124L0 125V134L2 136H6ZM73 133H71V134L73 135ZM85 133L86 134L90 133V136H89V134L86 135ZM193 134H196V132L194 131ZM225 136H229L228 138L230 139V141H228L229 139H227V141H228L227 142L226 139H225L226 138ZM160 138H161V136H160ZM50 140L52 142H50ZM209 140H211V141H209ZM256 140H258V142H255ZM56 141H57V139H56ZM89 141H91L92 143L94 142L93 140H89ZM154 141L156 142V140H154ZM58 142L54 143L56 145H54V144L51 145L50 144V146H52L51 148H53V150L51 149L52 150V156H53L51 162H53L52 165H54V166L56 164L54 162L59 159V158L57 159V157L59 156L58 154L59 153L61 154L60 146L59 147L57 146ZM112 142L113 141H111V143ZM255 143L256 144L257 143L261 144L260 148L262 149V151L260 153L258 152L259 154L256 153V150H255L256 147H254L256 145ZM173 144H175V145H173ZM93 145H94L93 149L94 148L96 149L97 145H95V143H93ZM170 146H171V148H174V150H176V151H174L172 149H169ZM240 146H241V148H242V146H243V148H246V149H244V152H243L244 154H245V150H246V154H247L248 150L251 149V150H249L247 155H244V156H247V159L249 158L248 156H251V160L249 158L250 162L248 161L247 163H245L244 161H246V159L245 160L241 159L244 156L241 154L243 150L240 149ZM137 147L139 149H137ZM81 148H84V149H81ZM68 149H69V152H71L70 153L71 156L69 154V156H70L69 159H68V157L65 158L67 160L65 162L66 163L65 164L66 165L65 166V170L68 172L67 174H69V177L71 178V176H72V178H73V176L75 174L74 173L75 170H74V166H73V161L77 159L75 157V155H78V154H76L77 152H74L75 149L72 146L69 147ZM114 149H116L115 142L112 143V145L109 146L108 151H107V154L110 157L109 162L112 165H115V163H116V161H115L116 160L115 159V153H114L115 150ZM15 150L16 149H14L12 147L5 146L4 149H2L0 151V154H6L7 156H9L11 154V152H13ZM252 150H254V151H252ZM149 151H150V153H149ZM237 151H239V153L242 155L241 158L240 157H238V158L241 159L243 162L242 161L240 162V160L238 161L237 157H236L237 158V161H236L234 155L236 153H238ZM161 152L162 153L164 152L167 155L171 154L172 152L174 153V155L178 154V153H179L178 155L181 154L182 158H183L182 160H183L184 167H185V169H186V171L188 173L190 172L189 157L193 156L195 158L201 176L203 175L205 177V185H206L205 186V196L201 195V194H198L196 196V201H195L196 202V210L192 209V207H191L193 202L190 201V193H189L190 190H189V185H188L189 183H188L187 177H185L184 173H182L181 171H179V173H177V175H176L177 178L176 179L178 181V184L175 183L174 178L171 177L172 176V175H170L171 173L172 174H176V173L171 171V167H169V166L164 167L163 166L164 164H162V165L159 164L158 166L161 165V166L164 167V169L162 171V174L161 175L160 174L156 175L159 172H157L156 174L154 173V171L155 172L156 171H160V170H154V169L156 167V163L159 161L158 158L160 159L164 155V153L162 155ZM234 152H236V153H234ZM250 152L253 153V155ZM158 154H161V157ZM240 154H239V156H240ZM254 154L255 155L257 154L258 159H259V157L261 159L263 157V159H262L263 161L259 162L257 160L258 161L257 162L256 160H254L255 159V158H253V157H255ZM31 155H32L33 159L35 158L38 161L34 159V164L35 165L32 163V166L34 165L36 167V168H34V166H33V169H35L34 173L30 172L29 174L26 175L24 173H21V170H22L21 166L22 165L24 166L25 163H28L27 162V158H28V156H31ZM94 155H95V153H94ZM157 155L159 157H156L157 158L156 159L155 156H157ZM237 155L238 154H236V156ZM170 156H169V159L171 158ZM72 157H73V159H74V157L76 159L73 160ZM166 157L167 156L164 155V158H162L160 161H162L163 159L165 160ZM54 158H56L57 160H55ZM65 159H64V161H65ZM170 160H168V161L165 160V161L170 163ZM155 161H157V162H155ZM154 162H155V164H154ZM164 163H166V162H164ZM2 166H4V165H2ZM161 166H160V168L162 169ZM5 167L6 166L1 167V169H2L3 173H5L4 174V175H6L5 177H8L10 172H8L9 170H7ZM20 168H21V170H20ZM54 168L52 170H54ZM138 171L139 170H135V171L133 170V173H131V175L132 174L133 175L134 174H140ZM84 172L86 173L87 171L84 170ZM31 173H33V174H31ZM154 174L158 178H159V175L161 176V178H163L161 180V182H160V179H158L157 181H155V179H157V178L153 179V177H156V176H154ZM107 175L108 174H106V176ZM246 175L249 176V177H246L247 179H249L251 177L249 179V181L251 180V182H249L248 180L244 181V176H246ZM170 177L173 180H171ZM72 178L69 181L70 183H68V184H70V186L68 185V187H71L73 184H75V181H73L75 179L74 178L72 179ZM53 180H55V178ZM163 180L166 182V185H165V182L162 183ZM234 180H237V182L234 181ZM55 181H53V184H56ZM246 181H248V182H246ZM227 182H234L235 184H233V183H231L233 185L226 184ZM159 183H160V185H159ZM95 184H92V185H95ZM228 185H231V187L230 186L227 187ZM160 187H162V188H160ZM242 188H243V190H242ZM27 191H31L32 192V195L31 196L29 195L28 199H26L27 197L25 198V196H24ZM230 191H232V190H230ZM45 193L49 194V191L45 190ZM231 193H233V192H231ZM229 194H230V192H229ZM234 194H233V198L230 197L231 198V199H229L230 202L227 200L228 203H229L228 206H230L231 208L232 207L235 208V206L238 205L237 202H235L236 201V197H235ZM231 195L232 194H230L229 196H231ZM47 197L50 198V194ZM144 197H143V200H145ZM152 197L159 198V200L164 204L165 208L161 210V209L155 207L154 206V201H153L154 199ZM31 198H33V199H31ZM252 198H253V200H251ZM52 199H53V197L51 198V201L54 203L55 209L58 211L60 205L57 203V201L54 202ZM258 199H260V200L258 201ZM80 200H82V201H80ZM177 200H180L181 204L180 203L175 204V202ZM254 200H256L257 202L255 203ZM248 201H251L250 204L248 203ZM178 204H180V205H179V207H177L178 209H176V211H175L176 207H172V206H177ZM171 208H174L172 210H174L177 213V216L179 218L180 223L179 222L175 223V221L173 222L172 216H171L172 215L171 214V211H172ZM261 212H262V214H261ZM90 215H89V217L92 219V221L90 219L85 224L92 225V223H93L91 229H93V227H95V228H97L95 230L99 231L101 229L100 228V224H99L100 222L99 223L95 222L96 221V220H94L95 216L93 218V216L91 215L92 216L91 217ZM259 215L263 219H260ZM210 216H212V218ZM89 217H88V219H89ZM69 218L67 220H69ZM82 218L84 219V217H82ZM189 219L190 220L193 219V221L192 220L190 221ZM53 220L56 221V223L57 222L61 223V225H66L67 224L66 220H62V221L58 220V217H55V219L53 218ZM71 221L72 220L68 221V224H69L68 227H69L70 230H72V232L75 233L76 229H74L75 226L73 225V222H71ZM85 221H86V219H85ZM196 222H197V224H196V226H194L193 224L196 223ZM6 223L11 227V233H12L13 239H14V241L17 244V247L19 249L20 262L23 263V264L24 263H26V264H35L33 262V260H32V254H35V253L41 254V253L44 252V250L42 251V249H41L42 246H39L38 243H36L37 240H38L37 238L40 237V234H43V231H42L43 230V224H38L36 226L37 229H36V227H34L35 229L33 228V230H32L33 235H36V237L34 238L36 242H34L35 244L33 243L34 244L33 245L30 242H28L27 238L25 237V234H26L25 224H24L25 221H24V218H23V214L21 212L18 213V215L16 216V219H14L12 221H6ZM257 224H258V226H257ZM87 225H86V227H88ZM254 227H258V228H254ZM259 228H261V229H259ZM24 230H25V232H24ZM89 230H90V228H89ZM254 230H256V231H254ZM253 231H254L255 234L253 233ZM257 231H258V233H257ZM172 232L173 233L175 232V234H176L175 235L176 243H175V241H173V239H174L173 237L174 236L171 235ZM42 237H43V235H42ZM171 238H173V239H171ZM0 239H1V237H0ZM227 241H229L233 246L229 242H228L229 243V245H228ZM225 243H227V244H225ZM196 245H197V247H198V245L200 246L199 250L197 249ZM165 247L167 248L166 251H165ZM164 252H166V253L169 252V255H171V257L168 258L169 256H166L164 254ZM192 252H193V250H192ZM93 253H94V255H96V258H98L100 260L99 263L106 264L105 263L106 262L105 261L106 260V255H104V253H103V251H101V249H99L97 247H94L93 248ZM46 254L47 253H45L44 255L47 257ZM49 255H52V254L49 253ZM49 255H48V257L50 258ZM53 256L50 259H54ZM215 256L217 257V259H216ZM68 257H69V255H68ZM66 259H68V258L65 257L64 260H66ZM260 260H263V259H260ZM257 262H259V261H257ZM250 263L253 264V263H255V261H253V263L252 262H250Z\"/></svg>",
  "mask_w": 264,
  "mask_h": 264
}]
</instances>
